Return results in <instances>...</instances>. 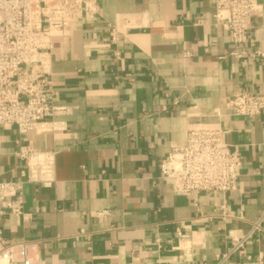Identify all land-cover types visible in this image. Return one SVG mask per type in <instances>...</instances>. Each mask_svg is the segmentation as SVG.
Here are the masks:
<instances>
[{
  "label": "crops",
  "instance_id": "1",
  "mask_svg": "<svg viewBox=\"0 0 264 264\" xmlns=\"http://www.w3.org/2000/svg\"><path fill=\"white\" fill-rule=\"evenodd\" d=\"M253 2L252 42L241 51L264 50V0ZM97 7L52 37L55 102L71 109L55 119L60 129L19 136L0 128L1 182H21L19 141L55 159L54 184L23 185L28 219L8 216L3 235L39 241L44 264H216L233 246L230 234H249L264 214V112L251 120L226 108L234 94L264 95V60L231 55L212 0ZM108 26L120 31L117 47ZM195 129L221 130L240 156L232 194L175 196L160 179V161ZM261 230L245 245L250 256L264 252V221Z\"/></svg>",
  "mask_w": 264,
  "mask_h": 264
},
{
  "label": "built area",
  "instance_id": "2",
  "mask_svg": "<svg viewBox=\"0 0 264 264\" xmlns=\"http://www.w3.org/2000/svg\"><path fill=\"white\" fill-rule=\"evenodd\" d=\"M100 1L106 0H0V128L13 127L19 136L60 129L55 119L69 115L71 109L55 102L50 65V52L55 47L52 37L67 30L71 23L97 16ZM212 4V23L227 34L235 48L231 55L235 59L243 56L249 62L264 60V50L241 51L252 42L248 27L258 5L253 0H212ZM107 28L108 44L117 47L119 29ZM113 56L118 59L119 51ZM190 57L188 51L182 55L184 60ZM226 108L232 117L252 120L264 112V95L234 94ZM186 137V143L172 146L159 164L160 179L169 184L171 193L195 197L232 194L241 175L242 160L229 150L223 132L195 129ZM14 156L24 169L21 182L0 181V264H44L38 254L39 241H8L2 228L8 216L28 219L23 213V185L45 189L54 184V153L37 152L19 141ZM263 221L264 214L252 224L251 232L240 238L230 234L233 246L218 257L216 264H264V252L253 257L245 249L246 243L262 231ZM233 255L238 256L237 261H233Z\"/></svg>",
  "mask_w": 264,
  "mask_h": 264
}]
</instances>
